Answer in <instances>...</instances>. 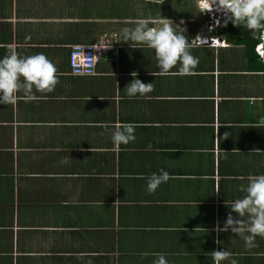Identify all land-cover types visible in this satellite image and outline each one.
Segmentation results:
<instances>
[{
  "label": "crops",
  "instance_id": "1",
  "mask_svg": "<svg viewBox=\"0 0 264 264\" xmlns=\"http://www.w3.org/2000/svg\"><path fill=\"white\" fill-rule=\"evenodd\" d=\"M138 13L185 29L195 74L152 75L154 51L119 42ZM207 21L196 0H0V59L8 46L43 53L60 80L36 100L21 93L0 104V264H153L154 253L168 264H214L210 253L221 250L237 264H264V239L247 249L215 230L230 213L225 201L244 195L239 177L264 174V126L253 127L264 118L262 43L252 59ZM79 44L117 56L75 76ZM132 72L154 83L150 99L126 94ZM123 123L135 125V140L116 147L113 126ZM161 169L172 178L149 194L147 178Z\"/></svg>",
  "mask_w": 264,
  "mask_h": 264
},
{
  "label": "clouds",
  "instance_id": "2",
  "mask_svg": "<svg viewBox=\"0 0 264 264\" xmlns=\"http://www.w3.org/2000/svg\"><path fill=\"white\" fill-rule=\"evenodd\" d=\"M150 2L159 4L161 0H150ZM196 7L201 13L216 11L225 14L226 22L230 21L236 27H243L251 34L252 39L264 43V0H196ZM180 23L183 24V21ZM126 24L130 26L119 30V42L130 44L133 48L139 45L153 50L159 72L152 75L195 74L199 58L192 54L193 42L190 43L184 34L185 29L161 15L153 18L146 17L143 13H138L136 19ZM178 27L179 31H177ZM222 43L216 47H223ZM131 76L132 81L125 87L126 94L129 97L139 96L150 99L148 94L155 90L154 83L142 82L137 78L136 72H132ZM59 82L57 67L43 53L21 57L12 46H8L7 54L0 59V104H15L21 93L27 100H36L38 97L35 93H51ZM261 126H264V118H260L253 127ZM113 128L111 139L116 147L128 145L135 140L134 124H116ZM228 136L229 133L225 132L224 139ZM147 150H151V145ZM171 178L163 169L159 174H151L147 178L148 193H154L161 184L167 183ZM239 179L246 180V184H241L239 188L244 195L234 201H225L230 213L223 228L218 224L215 230L217 232L231 230L233 234L243 239L247 249H252L258 247L257 237L264 239V174H250L246 178L239 177ZM210 254L214 264H222L223 261L237 264V260L231 259L233 254L229 251H213ZM94 255V253H79L77 258L84 259ZM153 255L156 257L153 264H168L165 254ZM87 264H93L92 260L88 259Z\"/></svg>",
  "mask_w": 264,
  "mask_h": 264
},
{
  "label": "built area",
  "instance_id": "3",
  "mask_svg": "<svg viewBox=\"0 0 264 264\" xmlns=\"http://www.w3.org/2000/svg\"><path fill=\"white\" fill-rule=\"evenodd\" d=\"M207 17V27L209 31H213L222 27L227 19L226 15L213 11L204 13ZM198 45L210 44L216 47L219 40L200 38L196 41ZM222 45L226 46L223 42ZM258 54L264 60V43L257 47ZM117 56V52L111 46L105 44L85 45L79 44L72 47L70 55L71 72L75 76H91L96 73V67L101 58L112 61Z\"/></svg>",
  "mask_w": 264,
  "mask_h": 264
},
{
  "label": "trees",
  "instance_id": "4",
  "mask_svg": "<svg viewBox=\"0 0 264 264\" xmlns=\"http://www.w3.org/2000/svg\"><path fill=\"white\" fill-rule=\"evenodd\" d=\"M227 20V19H226ZM223 27L228 40L234 44H243L249 51L250 58H256L255 47L260 43L258 40H254L251 34L243 27H236L230 21L226 22Z\"/></svg>",
  "mask_w": 264,
  "mask_h": 264
}]
</instances>
